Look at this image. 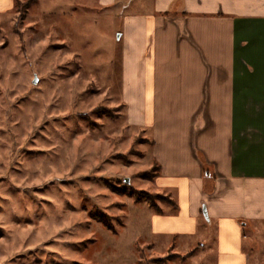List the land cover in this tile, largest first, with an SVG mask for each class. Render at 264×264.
Instances as JSON below:
<instances>
[{"label":"rangeland","instance_id":"1","mask_svg":"<svg viewBox=\"0 0 264 264\" xmlns=\"http://www.w3.org/2000/svg\"><path fill=\"white\" fill-rule=\"evenodd\" d=\"M18 3L0 13V264H216L207 222L151 233L176 194L155 187L150 132L127 124L121 34L153 0ZM254 241L264 264V229Z\"/></svg>","mask_w":264,"mask_h":264},{"label":"crops","instance_id":"2","mask_svg":"<svg viewBox=\"0 0 264 264\" xmlns=\"http://www.w3.org/2000/svg\"><path fill=\"white\" fill-rule=\"evenodd\" d=\"M14 3L0 0V13ZM150 9L124 16L121 104L128 126L150 132L156 189L176 194L175 208L150 216L151 233L195 237L206 207L216 264H252L264 229V0Z\"/></svg>","mask_w":264,"mask_h":264},{"label":"trees","instance_id":"3","mask_svg":"<svg viewBox=\"0 0 264 264\" xmlns=\"http://www.w3.org/2000/svg\"><path fill=\"white\" fill-rule=\"evenodd\" d=\"M18 4H19V3H18V0H15V5L17 6ZM143 195H144V197H145L147 200H149V201L151 202V204H152L153 206H155V205L153 204L152 201H153V199L156 198V197H153V196H151V195H146V194H143ZM161 199H163V200L169 202V200L166 199V198L161 197ZM170 202H171V201H170ZM174 207H176V205H175Z\"/></svg>","mask_w":264,"mask_h":264},{"label":"water","instance_id":"4","mask_svg":"<svg viewBox=\"0 0 264 264\" xmlns=\"http://www.w3.org/2000/svg\"><path fill=\"white\" fill-rule=\"evenodd\" d=\"M119 37H120V35H119ZM126 182H128V180H126ZM202 213H203V216H204L205 220H206L207 222H209V217H208V212H207L206 207H203V208H202Z\"/></svg>","mask_w":264,"mask_h":264}]
</instances>
